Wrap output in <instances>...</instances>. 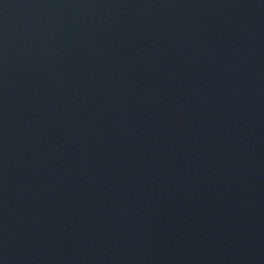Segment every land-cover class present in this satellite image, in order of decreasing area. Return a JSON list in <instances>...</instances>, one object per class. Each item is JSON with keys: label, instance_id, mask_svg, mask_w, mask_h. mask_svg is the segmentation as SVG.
<instances>
[{"label": "water", "instance_id": "1", "mask_svg": "<svg viewBox=\"0 0 264 264\" xmlns=\"http://www.w3.org/2000/svg\"><path fill=\"white\" fill-rule=\"evenodd\" d=\"M0 264H264V0H0Z\"/></svg>", "mask_w": 264, "mask_h": 264}]
</instances>
